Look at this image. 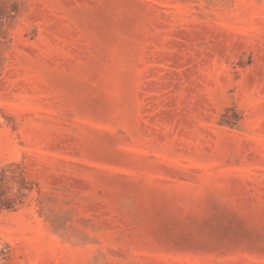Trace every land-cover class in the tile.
Segmentation results:
<instances>
[{"label":"rangeland","instance_id":"374dc122","mask_svg":"<svg viewBox=\"0 0 264 264\" xmlns=\"http://www.w3.org/2000/svg\"><path fill=\"white\" fill-rule=\"evenodd\" d=\"M0 264H264V0H0Z\"/></svg>","mask_w":264,"mask_h":264},{"label":"trees","instance_id":"16d2710c","mask_svg":"<svg viewBox=\"0 0 264 264\" xmlns=\"http://www.w3.org/2000/svg\"><path fill=\"white\" fill-rule=\"evenodd\" d=\"M3 206H5L6 208H9V207H10V206H9V205H7V204H6V205H5V204H3V203H2V204H0V208H1V207H3Z\"/></svg>","mask_w":264,"mask_h":264}]
</instances>
